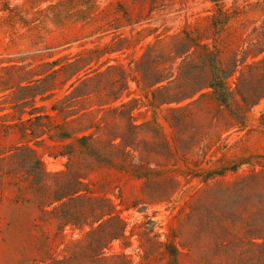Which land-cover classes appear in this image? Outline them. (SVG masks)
I'll return each instance as SVG.
<instances>
[{
  "label": "rangeland",
  "instance_id": "374dc122",
  "mask_svg": "<svg viewBox=\"0 0 264 264\" xmlns=\"http://www.w3.org/2000/svg\"><path fill=\"white\" fill-rule=\"evenodd\" d=\"M263 27L264 0H0V125H16L0 142V176L12 172L0 185V264H264V99L241 128L237 105L212 90L185 98L174 78L155 84L177 75L189 38L227 67ZM44 81L56 87L33 102ZM127 133L132 146H110ZM83 136L113 166L63 155ZM26 146L50 175V200L81 176L83 228L60 226L61 202L37 206L18 168ZM109 211L100 233L116 234L121 219L125 234L99 254L92 223Z\"/></svg>",
  "mask_w": 264,
  "mask_h": 264
},
{
  "label": "trees",
  "instance_id": "16d2710c",
  "mask_svg": "<svg viewBox=\"0 0 264 264\" xmlns=\"http://www.w3.org/2000/svg\"><path fill=\"white\" fill-rule=\"evenodd\" d=\"M217 7L219 17L213 24V28L216 30L224 24V22L220 21L224 16L223 8L219 6ZM262 29H264V27ZM189 42V46H185V50L178 54V58L183 59V62L177 69V75H174V72H172L170 76L159 77L155 84H158L165 79L174 78L172 82L181 83L183 97L185 98L193 97L204 90L210 89L213 91L220 106L228 108L230 106V101H233L235 105H237V108L231 111L232 119L237 125L244 128L246 123L244 116L246 110L257 105L262 99H264V32L256 43L251 44L248 50L242 52L241 56L236 55L233 58L232 64L227 67L222 66L218 61L219 53L217 51H212L207 46H201L198 39L189 38ZM199 50L201 53L198 56L197 52ZM197 60L199 61L197 62ZM249 60L255 61L249 63ZM60 71L61 70L54 71L50 75V78L55 79ZM234 78L236 79V82L234 83L235 88L231 85V80ZM42 85L43 86L38 87L36 89L37 91L31 96V98L34 99L33 102H35V99L38 96L43 97L48 91L56 87L47 86V81H44ZM237 97L240 98V103H237ZM121 108L126 109V105H122ZM59 112L63 114L64 109L61 108ZM122 114L125 115L128 114V112L122 111ZM44 118L49 121H52L53 119L50 115H47ZM129 118L130 120L133 119L130 111ZM36 120H39V117L36 118ZM15 126L16 125H0V142L11 135V131H13ZM46 127L47 131H44L42 135L46 133L50 134L52 131L59 129L58 126L53 127L52 124ZM31 137L37 138L34 131H31ZM61 138L67 139L69 136L63 134L61 135ZM118 138H121V146L125 149L132 146L127 133L126 135H116L110 143L112 148L116 146L114 142ZM92 140V137L83 136L79 141L80 146H69V151L63 155L71 157L77 152V150H80L82 154L88 152L96 161H99L102 164L113 166V160L110 158L111 156H104L97 152H95L97 155L94 154V150L91 149L89 145ZM21 150H24L22 152H26L30 156L27 157L25 154L20 155L18 168L25 172L26 179L30 182L28 190L34 195L36 204L41 209L42 213H46L44 207L53 205L55 202H61V211L56 213L61 227L64 228L65 226L72 225L78 228H83L84 225H87L89 223V217H87L84 212H81L79 209V203L90 199H86L87 193H82L84 184L81 181V176H74L73 179L64 184V186L55 193L56 196L52 201L50 200L51 194H48V187L45 184L50 175L46 173L43 163L29 146L23 147V149H18V151ZM128 154L129 153H124V156H128ZM120 167L121 169H126L127 172L136 177L146 176V174L142 172L141 167L138 168L132 163L125 164V162H123ZM10 173L0 176V185L4 176L9 175ZM48 200H50V202H48ZM65 200H67V202H64ZM112 214L111 211L102 212L99 216L94 218L92 223V225L99 224V231L98 233H94L95 235L92 239L94 249L95 251H98L99 254H101L106 247L108 238L110 240L124 238L126 223L121 219H119V223L121 224L119 232L109 235H102L100 233V230L105 225V218L111 217ZM170 249L172 248L170 247Z\"/></svg>",
  "mask_w": 264,
  "mask_h": 264
}]
</instances>
